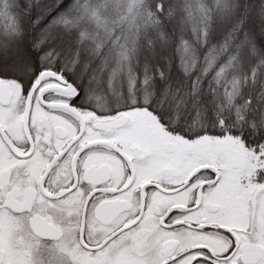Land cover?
I'll return each instance as SVG.
<instances>
[{
	"label": "snow or ice",
	"instance_id": "snow-or-ice-1",
	"mask_svg": "<svg viewBox=\"0 0 264 264\" xmlns=\"http://www.w3.org/2000/svg\"><path fill=\"white\" fill-rule=\"evenodd\" d=\"M0 264H264V0H0Z\"/></svg>",
	"mask_w": 264,
	"mask_h": 264
},
{
	"label": "rangeland",
	"instance_id": "rangeland-1",
	"mask_svg": "<svg viewBox=\"0 0 264 264\" xmlns=\"http://www.w3.org/2000/svg\"><path fill=\"white\" fill-rule=\"evenodd\" d=\"M34 255H36V259H37V260L40 259L39 255L36 253V250H35V249H34Z\"/></svg>",
	"mask_w": 264,
	"mask_h": 264
}]
</instances>
